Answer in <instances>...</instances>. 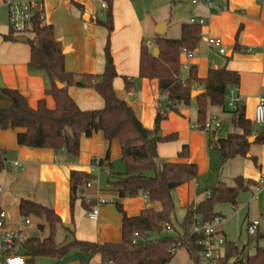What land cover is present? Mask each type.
I'll return each instance as SVG.
<instances>
[{
  "label": "crops",
  "instance_id": "crops-1",
  "mask_svg": "<svg viewBox=\"0 0 264 264\" xmlns=\"http://www.w3.org/2000/svg\"><path fill=\"white\" fill-rule=\"evenodd\" d=\"M4 1L20 0H0V87L18 90L31 108H36L37 102L44 98L47 107L53 109V97L44 94L47 87L45 74L31 70L27 64L29 44L14 40L16 36L24 35L15 34L11 40L4 39L9 33ZM106 1L38 0L43 14L42 22L52 26L54 37L63 52L67 72L82 75L103 71V49L108 33L104 26L95 23V19L104 18L101 4ZM209 1L210 7L202 2L187 0V11L183 5L179 8L176 6L174 14L178 16L175 20L177 23L168 35L171 0H111L113 29L109 35V47L117 72L112 86L116 95L132 107L141 125L145 129H152L156 111L163 105L165 95L160 92L157 79L139 77L140 48L142 45L153 48L156 36L178 38L182 22L199 24L200 20L204 21L200 25L201 34L196 48L190 53L180 54L179 77L186 79L189 68H194L196 75L203 78L209 69L226 67L238 73L239 83L227 88L223 107L207 106L206 120L217 118L220 123L218 128L210 131L192 127L197 123L195 96L203 92L202 85L194 83L189 103L177 104L176 110L167 111L159 123L158 135L175 134L176 137L157 144V162H188L195 164L197 169L194 179L171 191L174 204L171 220L177 232H181L179 223L188 207L203 198L208 188L218 182L234 186V179L238 176L250 181L239 192L234 205L220 203L214 207V212L221 218L219 229L226 242L248 250L247 244L240 247L237 242L227 240L226 229L237 224L246 231L249 221L257 219L259 225L256 232L259 231L260 218L264 217V195L257 193L255 181L264 175V144L252 141L247 156H235L222 163L216 142L234 131L229 113L232 110L231 98H239L246 118L254 129L259 128L253 117L259 98H264V0ZM152 3L155 4L154 9L150 6ZM162 22L166 23V27L163 34L158 35L155 28ZM208 38L220 39L225 54H220L217 47L209 45ZM125 79L133 84L130 91L125 90ZM67 92L82 110L103 106V98L92 87L68 86ZM20 131L23 128L0 129V149L6 152L5 167L0 172V209L6 213L7 227L21 231L23 240L30 237L42 240L49 235L50 228L44 216H28L30 224H21L18 207L21 199L47 206L58 215L59 223L55 226L57 243L73 238L98 243L119 242L122 210L129 216H135L143 208L153 207L143 193H131L134 187L129 186L124 191L107 188L109 173H122L125 170L117 140H106L100 131L93 132L89 137L82 135L79 153L73 156L65 148L18 145L16 135ZM184 145L187 146L188 155L178 158ZM107 154L111 166L104 161L100 167L97 166L98 171L92 172L93 162L105 158ZM72 170L88 172L94 179L87 182L89 186L85 183L78 188L77 198L71 206L69 175ZM101 172L106 175L105 183H102ZM99 198H106L107 202L99 205L97 216L91 218L88 213ZM83 201L91 205L85 207ZM218 247L215 248L213 261L223 256L224 250L220 256ZM181 249H177L168 264L174 262L176 253ZM71 253L73 258L67 260ZM187 257V252H183L185 263ZM79 260L74 251L58 260L34 258L35 264H78ZM0 264H5L2 255ZM88 264H101L99 255L92 257Z\"/></svg>",
  "mask_w": 264,
  "mask_h": 264
},
{
  "label": "trees",
  "instance_id": "trees-1",
  "mask_svg": "<svg viewBox=\"0 0 264 264\" xmlns=\"http://www.w3.org/2000/svg\"><path fill=\"white\" fill-rule=\"evenodd\" d=\"M104 18L95 19L97 25L107 29L104 45V67L99 74L84 73L76 75L64 68V56L58 40L55 39L53 28L45 24L36 15L30 24L26 37L30 47L28 66L33 71H42L47 79L44 94L54 99V108L49 109L45 99L37 102L36 108L28 106L24 96L16 89L0 87V129L23 128L16 135L18 145L34 148H65L73 156L79 153V141L82 135L89 137L93 132H102L108 141L117 140L121 146V162L125 170L122 173L110 172L107 188L112 191H124L134 187L132 194L143 193L150 203H158L160 209L143 208L137 215L129 216L122 210L121 238L119 242L98 243L73 238L68 242L55 241V226L59 223L58 215L49 207L28 199L19 202L21 217L44 216L49 225V235L39 240L30 237L19 243V254L25 264H35V257L61 259L71 251L80 257L78 264H88L90 259L99 255L101 264H168L174 254L171 246L184 248L190 264L202 262V246L199 244L201 235L192 233L194 217L202 222H211L219 214L214 207L220 203L235 204L240 191L250 181L241 176L234 179V186L218 182L206 190V195L190 205L183 220L179 223L181 232H177L171 220L174 209L171 191L197 176L195 164L188 162H157V144L175 139V134L158 135L159 123L169 110H176L177 104L187 105L191 98L194 83L203 87V92L195 96L197 122L206 120L207 106L225 104L226 91L229 86L239 83L237 72L220 67L209 69L207 75L199 78L194 68H189L188 77L181 79L180 54L192 52L200 39L201 26L196 22H182L178 38L156 36L154 46L159 55L154 57L151 50L142 45L139 54V77L157 79L159 90L165 95L163 105L156 111L152 129H145L135 115L132 107L119 98L112 86L117 72L109 47V35L112 27L111 0L105 2ZM15 33L9 29L4 39L11 40ZM60 82L63 86L56 85ZM68 86L92 87L103 98V106L99 109L82 110L67 92ZM133 84L125 79V90L130 91ZM234 131L216 142L221 154L222 163L235 156H247L251 142L264 144V125L254 129L246 118L244 106L238 104L229 111ZM68 130L71 132L69 133ZM188 155L184 145L178 158ZM253 160H255L253 158ZM6 152L0 149V172L5 167ZM105 158L95 160L94 165L100 167ZM151 171L152 175L147 172ZM94 179V176L81 170H72L69 175L71 206L77 198L80 186ZM85 207L86 204L83 201ZM169 225V229H166ZM172 231L157 239H149L151 232ZM136 234V236H135ZM234 258V261L230 262ZM209 264V262H207ZM216 264H264V246L256 245L253 253L245 248L226 242L224 253Z\"/></svg>",
  "mask_w": 264,
  "mask_h": 264
},
{
  "label": "built area",
  "instance_id": "built-area-1",
  "mask_svg": "<svg viewBox=\"0 0 264 264\" xmlns=\"http://www.w3.org/2000/svg\"><path fill=\"white\" fill-rule=\"evenodd\" d=\"M197 2L205 3L207 6H211L209 0H194ZM3 4L7 8L9 29L16 35L24 34L28 32L31 24V20L38 15L42 20L43 14L39 9L38 0H20L16 2L4 1ZM106 4L103 2L101 8H105ZM219 9V8H218ZM200 25L204 24L203 20L199 21ZM207 43L211 46L217 47L220 54H225V49L218 38H208ZM240 104L239 98H231L230 105L234 110L237 105ZM253 120L256 125H264V98H259L258 103L254 110ZM219 120L217 118L205 120L204 123H195L192 127L195 130L210 131L219 127ZM91 171H98V167L93 164ZM90 183H87L89 186ZM255 188L257 193L264 195V175H261L255 181ZM107 202L106 198H99L97 204L89 211L88 215L91 218H95L98 214L99 205ZM20 222L23 225H29L30 220L28 217H21ZM221 225V218L216 217L211 222H202L198 216L194 217L192 225V233L201 235V239L198 241L202 246L201 256L207 262L214 259L216 246L225 245L226 240L219 229ZM259 222L257 219L249 221L246 227V232L249 236H253L258 228ZM166 229H169V225H166ZM136 236V234H135ZM23 240V234L21 231L9 229L7 227L6 213L0 209V255L5 259V264H25V259L19 252V243ZM179 249L177 246H171V252L175 253Z\"/></svg>",
  "mask_w": 264,
  "mask_h": 264
},
{
  "label": "rangeland",
  "instance_id": "rangeland-1",
  "mask_svg": "<svg viewBox=\"0 0 264 264\" xmlns=\"http://www.w3.org/2000/svg\"><path fill=\"white\" fill-rule=\"evenodd\" d=\"M155 4H151L150 6L152 7V9H154ZM181 5H183V7L185 8V11H187V0H171V6L169 8V15L171 18V22H170V27L169 30L167 31V34L170 35V33L172 32V30L175 28L176 26V18L178 17L177 15L174 14L175 11V7L177 6L178 8L181 7ZM27 37H31V34L29 32H25L24 34H21ZM167 37V36H166ZM151 48V52H152ZM159 55V52H158ZM115 171V170H114ZM148 175H152V172L149 171L147 172ZM100 176H102V183L106 182V175L101 172ZM153 208L158 210L160 209V205L158 203H153ZM259 222V220H258ZM226 237L227 240H230L232 242H237L239 244V246L241 247L244 244L248 245V250H246L248 253H253L255 250L256 245L258 246H264V217L260 218V226H259V231L256 232L253 236L249 237L244 229L243 226H239L237 224H232L229 228L226 229ZM166 235H173L172 231H167V230H163L162 232L158 233V232H151L148 235L149 239H157ZM262 235V236H261ZM223 247V248H222ZM185 249H181L180 251L178 250V252L176 253L174 262L172 264H190V261L187 257V262L185 263V260H183V252ZM224 250V245H221L220 247H218V254L221 256ZM46 259V257H43ZM73 258V253H71L70 257L67 258V260H70ZM42 259V258H41ZM44 260V259H43ZM219 258H215V261L211 260L210 262L212 264H216L218 262ZM234 261V258L230 260V262ZM202 262L207 264V260H205L204 258H202ZM209 262V263H210ZM210 263V264H211Z\"/></svg>",
  "mask_w": 264,
  "mask_h": 264
},
{
  "label": "water",
  "instance_id": "water-1",
  "mask_svg": "<svg viewBox=\"0 0 264 264\" xmlns=\"http://www.w3.org/2000/svg\"><path fill=\"white\" fill-rule=\"evenodd\" d=\"M165 27H166V23H165V22L159 23V24L156 26V28H155V32H156L158 35H162V34H163V31H164V29H165ZM14 40H15V41H18V42H26V37H25V36H16V37L14 38ZM158 52H159L158 48H157L156 46H154L153 49H152V52H151L152 55H153L154 57H157V56H158ZM56 85H57L58 87H60V88L63 86L60 82H56ZM68 132L70 133L71 131L68 130ZM253 139H254V136H251V137H249L248 141H249V142H252Z\"/></svg>",
  "mask_w": 264,
  "mask_h": 264
}]
</instances>
